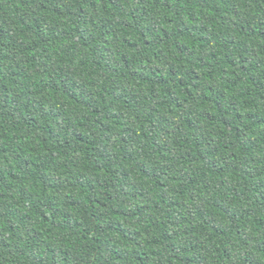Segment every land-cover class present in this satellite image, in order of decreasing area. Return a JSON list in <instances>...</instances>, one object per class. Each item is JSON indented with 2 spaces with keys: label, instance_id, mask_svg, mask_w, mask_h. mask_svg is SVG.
I'll return each instance as SVG.
<instances>
[{
  "label": "trees",
  "instance_id": "16d2710c",
  "mask_svg": "<svg viewBox=\"0 0 264 264\" xmlns=\"http://www.w3.org/2000/svg\"><path fill=\"white\" fill-rule=\"evenodd\" d=\"M0 264H264V0H0Z\"/></svg>",
  "mask_w": 264,
  "mask_h": 264
}]
</instances>
